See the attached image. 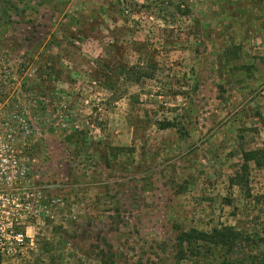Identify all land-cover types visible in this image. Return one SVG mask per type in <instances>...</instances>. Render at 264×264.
Here are the masks:
<instances>
[{"label": "rangeland", "instance_id": "rangeland-1", "mask_svg": "<svg viewBox=\"0 0 264 264\" xmlns=\"http://www.w3.org/2000/svg\"><path fill=\"white\" fill-rule=\"evenodd\" d=\"M0 80L46 96L29 102L44 126L27 184L56 207L25 233L55 249L36 264H221L177 261V224L232 225L249 238L233 260L264 264V167L230 184L242 153L264 149V0H0ZM0 155L14 240L21 191Z\"/></svg>", "mask_w": 264, "mask_h": 264}, {"label": "trees", "instance_id": "trees-1", "mask_svg": "<svg viewBox=\"0 0 264 264\" xmlns=\"http://www.w3.org/2000/svg\"><path fill=\"white\" fill-rule=\"evenodd\" d=\"M116 11H120V9ZM48 77V73L43 74V82H46ZM0 83H4V80H0ZM33 85L32 83L25 84L24 82L15 87L13 85L10 87L0 86V142H5L6 144L5 147L1 143L0 151H2L3 155L11 156L15 159L13 169L17 168L18 175L12 183V190L20 189L21 194L18 202L22 206L17 210L18 216L12 218L11 228L8 230L9 233H12V239L14 240L8 238L4 233H0L2 235V238H0V264H3L6 258L13 259L16 264H36L37 258H39L40 262L42 261L40 256L50 254L52 249H55L54 244L51 242L44 241L40 246L44 229L40 228L34 238L27 237L25 233V228L29 225H35L37 218L42 219L43 226L50 227L51 215H53L52 212L56 207L49 195H44V190L27 184L31 177V167L27 162L34 158L31 156L32 150L36 151L40 148L38 142L43 143V139L38 138L36 135L39 133L38 128L44 126V121H41L39 116L30 113L31 109L35 110L30 103H42L46 98L45 95L37 94L40 92L39 88L37 89ZM21 93L23 97L20 99L19 95ZM32 93L38 95L40 97L39 100H32L30 97ZM42 107L45 109V105ZM175 125L172 122L160 124L163 129L174 128ZM83 134V130L73 129L69 137L76 140L74 142L69 140L71 145L79 149L78 145L82 141L84 142L82 140ZM4 147L6 148L4 150L5 154L2 150ZM120 149L123 150V148H115L118 152ZM251 161L258 167H264V149L242 153V163L234 175L230 177L231 185L241 186L246 183ZM107 164L109 165L108 161ZM6 178L5 169L0 168V192L4 190L5 183L3 184V180ZM58 228L61 227L59 226ZM54 229L57 228H53L54 232L59 230ZM174 232V257L179 262L188 260L189 257L217 258L219 256L222 259L221 264H243L240 260H233V255L249 238L232 225L214 226L204 230L196 227L183 229L177 224L174 225ZM258 241L260 245L264 246V225ZM48 257H50L49 264L56 263L52 254Z\"/></svg>", "mask_w": 264, "mask_h": 264}]
</instances>
